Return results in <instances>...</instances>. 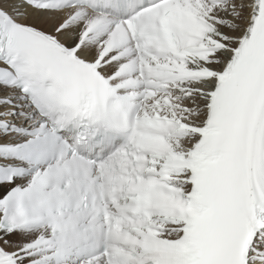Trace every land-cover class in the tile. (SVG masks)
Masks as SVG:
<instances>
[{
  "label": "snow or ice",
  "instance_id": "6c2138e0",
  "mask_svg": "<svg viewBox=\"0 0 264 264\" xmlns=\"http://www.w3.org/2000/svg\"><path fill=\"white\" fill-rule=\"evenodd\" d=\"M0 264H264V0H0Z\"/></svg>",
  "mask_w": 264,
  "mask_h": 264
}]
</instances>
